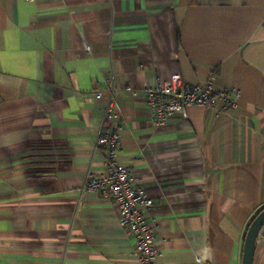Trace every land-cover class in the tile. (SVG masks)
I'll return each instance as SVG.
<instances>
[{"label": "crops", "instance_id": "crops-1", "mask_svg": "<svg viewBox=\"0 0 264 264\" xmlns=\"http://www.w3.org/2000/svg\"><path fill=\"white\" fill-rule=\"evenodd\" d=\"M263 18L264 0H0V264H140L117 204L82 189L110 87L158 264H242L264 208ZM175 74L237 107L154 126L143 90Z\"/></svg>", "mask_w": 264, "mask_h": 264}, {"label": "built area", "instance_id": "built-area-1", "mask_svg": "<svg viewBox=\"0 0 264 264\" xmlns=\"http://www.w3.org/2000/svg\"><path fill=\"white\" fill-rule=\"evenodd\" d=\"M107 92L109 98L103 111V125L95 144L103 157L104 170L99 175L89 174L82 189L99 192L113 200L119 208L120 226L135 240V254L139 263L158 264L155 222L147 217L154 207V201L137 184L133 168L121 161L123 148L120 131L123 123L116 101L119 91L110 87ZM143 94L152 113L153 125L159 127L189 106H204L218 112L234 110L240 93L235 89L216 92L212 81L206 85H190L175 74L168 81L146 87ZM101 98L102 92L93 93L92 100Z\"/></svg>", "mask_w": 264, "mask_h": 264}, {"label": "water", "instance_id": "water-1", "mask_svg": "<svg viewBox=\"0 0 264 264\" xmlns=\"http://www.w3.org/2000/svg\"><path fill=\"white\" fill-rule=\"evenodd\" d=\"M264 226V208L254 218L246 232L242 264H253L258 234Z\"/></svg>", "mask_w": 264, "mask_h": 264}]
</instances>
